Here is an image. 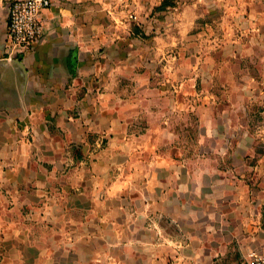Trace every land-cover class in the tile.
<instances>
[{
  "label": "crops",
  "instance_id": "0c3cea01",
  "mask_svg": "<svg viewBox=\"0 0 264 264\" xmlns=\"http://www.w3.org/2000/svg\"><path fill=\"white\" fill-rule=\"evenodd\" d=\"M9 1L0 264H233L264 253V123L249 125L245 102L222 99L217 114L187 96L160 102L168 90L145 51L122 48L134 39L100 21L103 0H50L39 41L8 57ZM178 107L203 123L195 152L174 142Z\"/></svg>",
  "mask_w": 264,
  "mask_h": 264
},
{
  "label": "rangeland",
  "instance_id": "374dc122",
  "mask_svg": "<svg viewBox=\"0 0 264 264\" xmlns=\"http://www.w3.org/2000/svg\"><path fill=\"white\" fill-rule=\"evenodd\" d=\"M99 12L109 31L134 39L122 48L145 51L151 79L168 90L155 95L160 102L187 96L212 102L207 109L217 114L223 109L218 101L240 100L255 121L249 125L263 128L258 125L264 123V0H103ZM123 81L136 80L131 74L118 78ZM173 118L176 145L198 150L203 123L195 109L178 107Z\"/></svg>",
  "mask_w": 264,
  "mask_h": 264
},
{
  "label": "built area",
  "instance_id": "2783aa9c",
  "mask_svg": "<svg viewBox=\"0 0 264 264\" xmlns=\"http://www.w3.org/2000/svg\"><path fill=\"white\" fill-rule=\"evenodd\" d=\"M51 4L50 0H10L7 5V32L5 52L17 57L31 49L43 31L41 10ZM233 264H264V253L250 252Z\"/></svg>",
  "mask_w": 264,
  "mask_h": 264
},
{
  "label": "water",
  "instance_id": "95a60500",
  "mask_svg": "<svg viewBox=\"0 0 264 264\" xmlns=\"http://www.w3.org/2000/svg\"><path fill=\"white\" fill-rule=\"evenodd\" d=\"M14 58H17V57H14ZM17 59H19V58H17Z\"/></svg>",
  "mask_w": 264,
  "mask_h": 264
}]
</instances>
